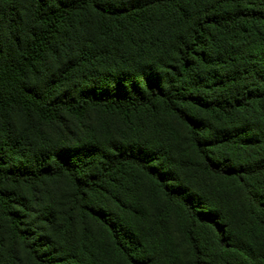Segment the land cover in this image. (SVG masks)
Masks as SVG:
<instances>
[{
  "label": "trees",
  "instance_id": "obj_1",
  "mask_svg": "<svg viewBox=\"0 0 264 264\" xmlns=\"http://www.w3.org/2000/svg\"><path fill=\"white\" fill-rule=\"evenodd\" d=\"M89 111L125 143L47 131ZM141 175L162 202L147 223L122 200ZM60 178L62 205L36 197ZM208 179L219 202L240 189L236 231ZM181 244L188 264H264V0H0V264H181Z\"/></svg>",
  "mask_w": 264,
  "mask_h": 264
},
{
  "label": "rangeland",
  "instance_id": "obj_2",
  "mask_svg": "<svg viewBox=\"0 0 264 264\" xmlns=\"http://www.w3.org/2000/svg\"><path fill=\"white\" fill-rule=\"evenodd\" d=\"M66 117V122L63 124L68 125V131L67 133L61 134V131L63 130V126L61 123L55 125H51V127H47V131L49 134L53 136V139L55 142L58 141V143H61L63 147H71L73 143H79L80 145L87 144L91 141V139H94L95 142L98 145H101L104 147L105 150H109L110 152L112 149L106 145L107 142H109V138L106 136H98L101 132H105L103 129L104 127H110L111 131L113 132V138L112 140H118L119 143H123L124 139L120 136H118V127L116 125L115 119L113 117H107L106 120L103 122L102 125L101 119L98 117L96 111H89L82 119H76L73 117ZM28 124H26L27 127ZM25 127V128H26ZM153 127L149 126L148 133L150 134ZM95 134V135H94ZM151 139V138H149ZM125 143V142H124ZM123 143V144H124ZM121 145H117L118 147H121ZM168 164L171 166V164L168 161ZM174 166V165H173ZM175 167V166H174ZM172 168V167H171ZM138 183H137V189L134 192V198L128 197L127 199L122 197V200L128 203L129 205H132L133 207H136L139 211V213L143 217L144 222H148L151 217L160 209L161 200L158 199L155 195H151V188L149 186V179L141 175L139 177ZM196 187L197 191L199 192H205V197L209 200H211V203L213 206H216L218 204L220 206V209L222 213L224 214L227 223L232 226L234 231L239 228L241 218L243 215L242 207L240 204H242V198L241 191L237 187L235 193L227 194L225 195V199L222 202H219L220 195L213 196V192L217 191H224V185L225 183L223 180L218 179H211V180H193L192 182ZM174 185H178V182H173ZM69 187L66 184V181L64 179H54V180H47L41 185H37L35 188L36 197L39 196H45L47 198V202L50 204V201L47 196V192L51 191L57 194V198L55 199L54 204L56 205H62L66 201L67 193H68ZM22 192H24V189H22ZM28 192V191H27ZM30 193V192H29ZM195 190L191 192V194H194ZM212 195V196H211ZM26 196L28 197L27 193ZM228 198H230V201L228 202ZM206 199V200H207ZM113 207L120 215H123V212L121 209L116 208L113 204L110 205ZM200 208H203V206H200ZM40 206L36 205L33 207V211L30 214V217H34L37 212H39ZM57 210V208H56ZM47 216L50 215V212H46ZM46 216V217H47ZM62 213H57L55 215V218H57V221L62 217ZM166 225H167V231L168 235H170L176 242H179V218L176 216V213L170 212L168 216L165 219ZM76 226L79 227V232H81L83 229H98L97 226H89V224L84 221L81 222L79 218L75 219ZM32 230L35 231V228L32 227ZM73 229L76 230L75 225H73ZM68 230H70L68 228ZM39 230H36L34 233V237L39 236ZM72 231L70 230V235H72ZM55 237L56 234H53ZM184 248L183 244L179 247V252L175 251V256L178 262H181V264H188V259L183 254Z\"/></svg>",
  "mask_w": 264,
  "mask_h": 264
}]
</instances>
